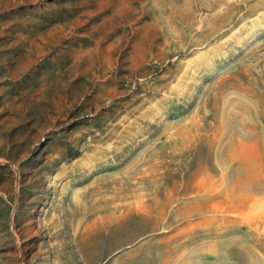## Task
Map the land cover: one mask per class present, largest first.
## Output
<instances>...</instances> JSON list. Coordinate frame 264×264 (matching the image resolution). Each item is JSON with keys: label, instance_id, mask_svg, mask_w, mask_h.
Masks as SVG:
<instances>
[{"label": "rangeland", "instance_id": "374dc122", "mask_svg": "<svg viewBox=\"0 0 264 264\" xmlns=\"http://www.w3.org/2000/svg\"><path fill=\"white\" fill-rule=\"evenodd\" d=\"M0 264H264V0H0Z\"/></svg>", "mask_w": 264, "mask_h": 264}]
</instances>
